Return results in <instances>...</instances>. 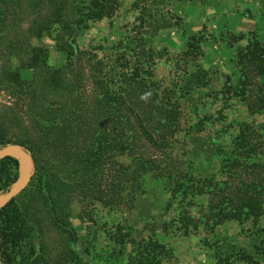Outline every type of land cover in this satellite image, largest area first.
Masks as SVG:
<instances>
[{
    "label": "trees",
    "instance_id": "16d2710c",
    "mask_svg": "<svg viewBox=\"0 0 264 264\" xmlns=\"http://www.w3.org/2000/svg\"><path fill=\"white\" fill-rule=\"evenodd\" d=\"M66 1L0 0L1 37L26 14L32 17L28 39L48 38L63 57L59 66L49 65L45 49L29 43L23 48L19 42L10 53L18 55L17 64L3 68L12 102L0 106V149L13 145L25 150L30 177L0 209V264H83L74 250L76 233L65 222L72 199L89 209L98 205L112 211L142 193L146 176L161 179L170 196L190 204L202 195L199 186L207 189L205 195L215 188L221 194V219L255 223L264 208L263 179L236 187L210 180L197 186L190 162L175 163L179 134L186 132L180 127V101L205 84V71L196 67L179 83L160 82L141 36L112 41L106 52L78 46L72 38L76 27L107 17L116 0H77L69 15ZM245 39L249 45L251 38ZM241 56L247 68L264 78V49L246 48ZM200 125L197 121L193 131ZM244 132L231 139L229 151H219L225 175L243 163L258 162L259 153ZM19 170L16 159H0V196L17 181ZM108 228L106 234L118 247L115 254L121 255L129 230L120 224ZM156 247L149 240L138 251L150 256L142 264L154 258Z\"/></svg>",
    "mask_w": 264,
    "mask_h": 264
},
{
    "label": "rangeland",
    "instance_id": "374dc122",
    "mask_svg": "<svg viewBox=\"0 0 264 264\" xmlns=\"http://www.w3.org/2000/svg\"><path fill=\"white\" fill-rule=\"evenodd\" d=\"M66 2L69 15L77 0ZM31 18L20 14L17 26L13 23L6 37L0 34V106L12 102L2 72L17 64L18 55L10 54L14 45L17 50V43L23 48L29 43L46 50L49 65L63 63L51 40L28 39L25 31ZM241 35L244 38L239 40ZM125 36L142 37L143 47L154 56V74L160 82L179 83L181 75L196 67L205 71V84L180 101V127L186 132L179 134L181 146L177 161H172H189L197 186L206 180L212 185L225 181L231 187L264 180V78L241 59L246 48L252 52L264 49V0H116L107 17L88 21L85 28L79 25L72 34L78 46L98 52H106L112 41ZM247 37L251 38L249 45ZM241 62L245 72L238 66ZM197 121L201 129L195 132L192 128ZM239 131H245L259 159L225 175L220 170L219 151H229ZM198 189L202 195L190 204L170 196L161 179L146 176L142 193L132 203H118L112 211L98 205L89 209L72 199L65 222L76 233L74 250L80 262L142 264L150 256L138 251L150 240L157 247L147 264H264V208L255 223L223 220L218 213L220 192L213 188L212 194L205 195L207 189ZM116 224L129 230L121 255L115 254L118 247L106 234Z\"/></svg>",
    "mask_w": 264,
    "mask_h": 264
},
{
    "label": "water",
    "instance_id": "95a60500",
    "mask_svg": "<svg viewBox=\"0 0 264 264\" xmlns=\"http://www.w3.org/2000/svg\"><path fill=\"white\" fill-rule=\"evenodd\" d=\"M4 157H12L16 159L19 167L21 166L22 175L21 177H18L17 181L14 183L15 186L12 189H9L0 196V209L26 187L30 177L29 155L25 150L18 146H6L0 149V159Z\"/></svg>",
    "mask_w": 264,
    "mask_h": 264
}]
</instances>
